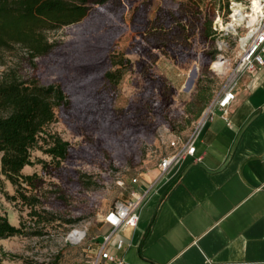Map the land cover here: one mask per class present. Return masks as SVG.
Here are the masks:
<instances>
[{
	"label": "rangeland",
	"instance_id": "obj_1",
	"mask_svg": "<svg viewBox=\"0 0 264 264\" xmlns=\"http://www.w3.org/2000/svg\"><path fill=\"white\" fill-rule=\"evenodd\" d=\"M197 1L202 3L203 13L207 4H211L214 10L223 11L224 20H228L230 2L226 8V0ZM186 6L193 8L198 4L194 0H134L133 3L109 0L103 5H94L85 20L51 31L49 38L55 46L37 58L35 66L19 47L2 54L0 75L14 67L24 78L35 76L43 84L63 86L71 103L59 112L49 130L70 142L72 154L75 149L98 151L91 160L83 154L66 160L51 175L42 171V165L36 162L43 159L52 163L51 157L42 150L33 151L36 163L26 167L24 173L38 171L45 179L44 187L58 191L47 200L48 209L62 217L82 219L75 225L55 222L43 236L0 238V250L11 255L3 264H93L99 246L97 240L110 229L101 221L102 213L117 200L129 198L132 178L157 164L159 167L160 160L171 151L170 139L186 140L192 134L218 94L223 77L210 67L202 74L197 60L178 61L166 49L157 55L153 44L151 53L146 44H140L147 20H154L161 11L167 14L168 10H183ZM113 54L131 60L123 67V77L114 91L103 79L109 56ZM142 66H149L147 74ZM196 66L198 75L193 85L187 87L188 73ZM155 79L163 82L160 91L154 90ZM163 92L173 97L164 98ZM201 95L210 98L202 109ZM144 106L149 108L153 133L142 127L138 132L131 128V124L146 123V116H135ZM92 143L98 145L97 150ZM83 173L91 175V188L80 182ZM119 181L125 184L121 186ZM14 194H18L17 189L2 174L0 157V213L8 215L19 226L23 217L28 218V208L20 199H9L8 195ZM77 229L85 232L84 238L70 240L69 234Z\"/></svg>",
	"mask_w": 264,
	"mask_h": 264
},
{
	"label": "crops",
	"instance_id": "obj_2",
	"mask_svg": "<svg viewBox=\"0 0 264 264\" xmlns=\"http://www.w3.org/2000/svg\"><path fill=\"white\" fill-rule=\"evenodd\" d=\"M229 110V124L207 120L194 157L139 176L138 226L119 233L127 264H264V65Z\"/></svg>",
	"mask_w": 264,
	"mask_h": 264
},
{
	"label": "trees",
	"instance_id": "obj_3",
	"mask_svg": "<svg viewBox=\"0 0 264 264\" xmlns=\"http://www.w3.org/2000/svg\"><path fill=\"white\" fill-rule=\"evenodd\" d=\"M108 1L0 0V64L4 52L19 47L26 51L35 66V60L51 52L55 46L49 38L51 31L85 20L94 5H103ZM194 1L198 6L193 8L186 6L183 10H168L167 14L161 11L154 20H147L143 25L140 44H146L150 53L153 44L157 55L166 49V52L178 61L197 60L204 74L208 72L210 64L218 53L213 29L216 10L210 7L211 4H207L203 13L202 3ZM128 2L133 3L134 0ZM229 2L230 0H226V8ZM125 7L128 6L125 4ZM150 40L153 42L150 43ZM130 63L131 60L123 56L115 54L109 56L108 69L103 73V79L109 84V89L114 91L123 77V67ZM142 68L147 74L146 69H149V66ZM17 70L11 67L0 75L1 172L15 185L18 192L8 195L9 199L13 201L20 199L22 205L28 208V218L23 217L20 225L17 226L9 220L8 215L0 213V238L17 235L43 236L48 233L47 228L53 226L55 222H59L60 225L78 224L82 218L62 217L48 209L47 200L58 191L44 187L45 179L38 171L24 173V168L37 162L42 165V171L51 175L61 169L63 162L68 159H77L83 154L91 160L92 156L98 154V151L89 149L79 152L75 149V154H72L73 148L70 142L49 130L50 125L57 121L59 112L68 108L71 103V98L63 86L59 83L43 84L35 76L24 78ZM155 81L157 85L154 86V90L160 91L163 82L159 79ZM163 96L173 97L164 92ZM209 99L208 96L201 95L200 109L209 103ZM135 114L136 117L141 118L146 116V123H134L131 124V128L137 129L138 132L142 127L145 131L153 133L149 108L144 106ZM88 125L90 126L91 123L89 122ZM92 145L97 150L98 145L94 143ZM35 149L49 155L52 163L43 159L35 162L33 160ZM80 182L84 183L86 188H91V175L83 173ZM7 258H11V255L1 249L0 264H3Z\"/></svg>",
	"mask_w": 264,
	"mask_h": 264
},
{
	"label": "built area",
	"instance_id": "obj_4",
	"mask_svg": "<svg viewBox=\"0 0 264 264\" xmlns=\"http://www.w3.org/2000/svg\"><path fill=\"white\" fill-rule=\"evenodd\" d=\"M229 7L228 20L225 21L224 12L217 9L213 21L218 53L210 69L223 77L220 90L205 109L189 138L183 140L175 137L168 141L171 151L159 162L162 173L174 164L195 156L196 138L207 120L217 111L230 123L229 106L236 97V88L245 76H256L264 65V0H230ZM234 7L240 8L236 14ZM232 22L234 25H231ZM215 63L219 65L214 66ZM118 183L121 186L125 184L124 181ZM130 184L129 198L117 200L101 215V221L109 225L110 230L99 236L93 264H127L119 252L129 244L119 233L123 229L138 226L140 211L148 195V190L139 186V177L132 178Z\"/></svg>",
	"mask_w": 264,
	"mask_h": 264
},
{
	"label": "bare ground",
	"instance_id": "obj_5",
	"mask_svg": "<svg viewBox=\"0 0 264 264\" xmlns=\"http://www.w3.org/2000/svg\"><path fill=\"white\" fill-rule=\"evenodd\" d=\"M234 10H235V14L238 13L240 11V8L239 7H234ZM231 25H234V23L232 22ZM223 28H224V24H223ZM219 63H215L214 66H218ZM196 70L199 71V67L196 66V67H193V69H191L188 73V82H187V87H191L192 86V81L194 78H196ZM85 236V232L83 230H75L72 232L70 238L73 240V241H78L80 240L82 237Z\"/></svg>",
	"mask_w": 264,
	"mask_h": 264
},
{
	"label": "water",
	"instance_id": "obj_6",
	"mask_svg": "<svg viewBox=\"0 0 264 264\" xmlns=\"http://www.w3.org/2000/svg\"><path fill=\"white\" fill-rule=\"evenodd\" d=\"M198 75V70H196V76ZM195 76V77H196ZM194 80H195V78L193 79V81H192V85H193V83H194ZM71 236V235H70ZM70 236H69V238H70ZM70 240H71V238H70Z\"/></svg>",
	"mask_w": 264,
	"mask_h": 264
}]
</instances>
